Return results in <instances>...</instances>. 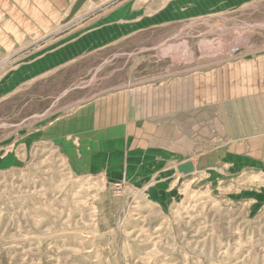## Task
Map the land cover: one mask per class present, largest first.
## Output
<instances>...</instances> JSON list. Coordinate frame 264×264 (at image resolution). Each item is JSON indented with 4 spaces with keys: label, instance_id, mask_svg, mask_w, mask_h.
I'll list each match as a JSON object with an SVG mask.
<instances>
[{
    "label": "rangeland",
    "instance_id": "1",
    "mask_svg": "<svg viewBox=\"0 0 264 264\" xmlns=\"http://www.w3.org/2000/svg\"><path fill=\"white\" fill-rule=\"evenodd\" d=\"M30 1L46 18L0 46V264H264L260 166L216 157L208 135L191 173L175 158L138 179L90 174L60 121L264 53V0Z\"/></svg>",
    "mask_w": 264,
    "mask_h": 264
},
{
    "label": "crops",
    "instance_id": "2",
    "mask_svg": "<svg viewBox=\"0 0 264 264\" xmlns=\"http://www.w3.org/2000/svg\"><path fill=\"white\" fill-rule=\"evenodd\" d=\"M0 1L5 49L25 41L33 17L46 18L30 0L19 7ZM60 121L77 134L81 163L90 174L138 179L175 158L177 167L187 161L195 166L187 158L206 156L210 135L216 157L264 171V53L223 63L213 77L200 73L106 93Z\"/></svg>",
    "mask_w": 264,
    "mask_h": 264
},
{
    "label": "water",
    "instance_id": "3",
    "mask_svg": "<svg viewBox=\"0 0 264 264\" xmlns=\"http://www.w3.org/2000/svg\"><path fill=\"white\" fill-rule=\"evenodd\" d=\"M180 172L191 173L195 170V166L192 161H187L178 166Z\"/></svg>",
    "mask_w": 264,
    "mask_h": 264
}]
</instances>
